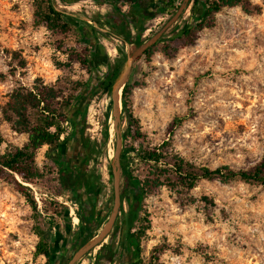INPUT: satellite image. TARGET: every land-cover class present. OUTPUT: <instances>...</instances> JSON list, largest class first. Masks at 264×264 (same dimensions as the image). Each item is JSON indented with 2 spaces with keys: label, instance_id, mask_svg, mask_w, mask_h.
<instances>
[{
  "label": "rangeland",
  "instance_id": "374dc122",
  "mask_svg": "<svg viewBox=\"0 0 264 264\" xmlns=\"http://www.w3.org/2000/svg\"><path fill=\"white\" fill-rule=\"evenodd\" d=\"M127 1L138 2V13L133 19H140L144 26L142 39L150 37L171 16L159 11L165 0ZM249 1L258 9L248 13L240 6L225 7L216 14L214 26L201 30L192 43L181 45L169 55L156 50L148 60L141 57L133 65L128 79L132 89L127 111L123 112L122 102L120 107V131L122 153L128 151V168L140 178L145 169L135 156L136 150L153 148L163 141H168L165 150L197 167L228 164L233 169H248L261 159L264 0ZM54 2L72 23L64 36L35 23L34 0H0V106L7 102L13 89L31 85L35 78L68 88L76 87L78 81L87 82V87L73 90V104L66 109L73 122L63 123L64 136L68 138L60 150L64 153L66 145L74 146L73 140L80 132L78 125L82 124V136L90 148V170L101 184L100 198L112 200V101L110 93L96 90V86L106 71V63L126 56L132 44L113 36L106 23L107 14L112 11L109 2ZM120 2L114 3L122 10H133ZM189 14L187 8L184 17L163 36L173 39L190 21ZM73 18L93 26L84 28L93 36L92 44ZM96 19L105 25H99ZM130 28L135 33L134 23H130ZM91 47L96 51L94 75L79 61ZM18 59L25 60V67L19 66ZM107 115L108 138L103 141ZM0 134L1 154L12 152L27 141L26 133L14 131L3 119L1 109ZM47 149L48 145H43L36 151L35 162L45 175L38 186L30 187L38 208L42 198H56L64 207L62 215H55L49 244L52 264H65L85 231L79 225L76 200L57 185L58 172L48 165ZM46 221L41 217L38 224L45 228ZM35 224L23 195L0 178V264H45L43 255L34 256L38 241ZM121 224L119 210L112 242H120ZM142 228L135 264H264V188L238 179L227 183L201 179L184 193L161 186L140 203L132 229L138 232ZM96 233L97 230L93 236ZM109 243L108 235L76 264H91Z\"/></svg>",
  "mask_w": 264,
  "mask_h": 264
},
{
  "label": "trees",
  "instance_id": "16d2710c",
  "mask_svg": "<svg viewBox=\"0 0 264 264\" xmlns=\"http://www.w3.org/2000/svg\"><path fill=\"white\" fill-rule=\"evenodd\" d=\"M66 1V0H61ZM109 2L112 7L106 16L107 25L113 30V36L121 42L132 44L128 53H131L145 39L141 38L144 26L140 19H133L138 13V2H128L127 0H104ZM121 1L120 4L127 5L133 10H122L114 2ZM177 0H165L161 3L159 11H165L172 15L178 6ZM240 6L245 12H253L258 7L253 5L249 0H190L188 10L190 12V21L184 24L179 32L168 39L162 36L151 48L145 51L142 56L148 60L153 52L160 50L166 55L176 52L181 45H188L195 41L198 33L204 28L214 26L216 14L225 7ZM34 21L36 24L45 26L55 34L66 35L71 29V22L63 11L57 9L54 0H34ZM186 12V11H185ZM185 12L181 14L182 19ZM77 28L83 29L84 36L88 41H92L91 35L87 30L84 31L85 25L93 27L87 21L73 18ZM99 25L103 24L100 19L95 20ZM135 25V33L130 28V23ZM177 42V44H175ZM161 43V46L158 45ZM92 44V42H91ZM159 47V48H158ZM96 56L94 47H91L89 54L79 58L81 64L94 75L93 61ZM124 55L119 56L113 62L106 63V71L101 79H98L96 90L101 89L108 94L111 92L112 82L125 60ZM19 66L25 67V60L18 59ZM93 67V68H92ZM87 82H76V87L68 88L66 86H57L56 84L43 83L39 78H35L31 85H19L9 94L7 102L0 106L2 117L11 124L14 131L24 132L27 134L26 143L14 151L6 154L0 153V178L12 184L15 190L23 195L32 209V215L36 224L33 229L38 236L35 246L34 256L43 255L45 264H52V251L50 249L51 229L55 226V215H62L64 207L56 198L47 201L42 198L41 208H38L37 201L33 195L30 185L38 186L39 181L44 177V172L35 162L36 151L43 145H48L46 156L49 167L56 168V181L59 189L68 191L69 183L74 182L72 173L65 176L59 171L56 158L53 154L61 147L62 143L68 138L64 136V122H73V119L66 111L73 104V90L79 87H87ZM129 80L122 89L121 102L123 112L127 111L128 94L131 93ZM122 117V116H121ZM130 117V116H129ZM107 118L104 120L103 141L108 138ZM84 126L78 125L80 132H83ZM3 138L0 134V144ZM168 141H163L159 146L148 148L143 147L136 150L135 156L144 167V176L140 178L128 168V160L124 151L121 154V204L122 212V230L124 239L135 252V261L139 255V237L143 232L132 229L133 222L136 219L140 203L143 198L153 190L161 186H166L176 192L184 193L194 188L201 179H217L222 183L238 179L247 183L259 184L264 188V148L261 159L248 169H233L228 164H222L214 168L208 166H194L183 157L165 150ZM135 151V148H131ZM130 151V150H129ZM73 180V181H72ZM203 199L206 200V197ZM50 205V206H49ZM50 207V208H49ZM127 207V209H126ZM79 219L80 214L77 212ZM47 220L45 228L38 224L39 218ZM103 218H99L95 228H83L85 234L75 244L76 248L84 244L93 237L94 229H97ZM75 222L76 219L74 218ZM135 264V262H134Z\"/></svg>",
  "mask_w": 264,
  "mask_h": 264
},
{
  "label": "flooded vegetation",
  "instance_id": "af4514ba",
  "mask_svg": "<svg viewBox=\"0 0 264 264\" xmlns=\"http://www.w3.org/2000/svg\"><path fill=\"white\" fill-rule=\"evenodd\" d=\"M74 146L68 147L66 145L65 152L62 153L60 148L57 150L56 155L53 154L54 160L64 175L72 177L74 182L69 183L68 192L74 197L77 203V212L80 214L79 225L82 228H95L99 218H103L97 232L107 221L112 207V200L103 197L101 200L100 183L97 176L90 170V148L88 141L84 140L82 133L73 140ZM59 174V173H58ZM72 180V181H73ZM77 220V218L75 217ZM116 216L111 230L109 231L110 243L104 250L103 254L99 253L97 258H93L91 264H99L101 258H106L102 261L103 264H134L135 252L133 247H130L124 239L123 230L121 227V235L119 241L112 242L114 239V230L117 228ZM107 235V236H108ZM114 243H118V247L113 248Z\"/></svg>",
  "mask_w": 264,
  "mask_h": 264
},
{
  "label": "water",
  "instance_id": "95a60500",
  "mask_svg": "<svg viewBox=\"0 0 264 264\" xmlns=\"http://www.w3.org/2000/svg\"><path fill=\"white\" fill-rule=\"evenodd\" d=\"M190 0H180L175 12L169 16L164 24L158 28L150 37L135 48L131 53H128L124 62L119 68L111 85V116L112 126L115 133V147L111 158V172H112V207L107 221L99 229L95 236L91 237L84 244L76 248L65 264H76L85 254L100 244L109 234L112 224L118 215L121 204V153H122V136L120 131L121 122V94L122 89L129 79L133 65L139 60L146 50L151 48L164 33L177 22L183 12L189 6ZM120 97V104H119Z\"/></svg>",
  "mask_w": 264,
  "mask_h": 264
},
{
  "label": "bare ground",
  "instance_id": "6f19581e",
  "mask_svg": "<svg viewBox=\"0 0 264 264\" xmlns=\"http://www.w3.org/2000/svg\"><path fill=\"white\" fill-rule=\"evenodd\" d=\"M119 104H120V97H119ZM109 130H110V134H112V131H113V126H112V116L109 120ZM113 155V151L112 149L109 150V157H112Z\"/></svg>",
  "mask_w": 264,
  "mask_h": 264
},
{
  "label": "built area",
  "instance_id": "2783aa9c",
  "mask_svg": "<svg viewBox=\"0 0 264 264\" xmlns=\"http://www.w3.org/2000/svg\"><path fill=\"white\" fill-rule=\"evenodd\" d=\"M67 123V122H66Z\"/></svg>",
  "mask_w": 264,
  "mask_h": 264
}]
</instances>
